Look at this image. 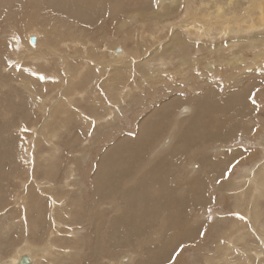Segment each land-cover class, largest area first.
Instances as JSON below:
<instances>
[{
  "label": "rangeland",
  "instance_id": "1",
  "mask_svg": "<svg viewBox=\"0 0 264 264\" xmlns=\"http://www.w3.org/2000/svg\"><path fill=\"white\" fill-rule=\"evenodd\" d=\"M147 1L0 0V264L35 249L31 256L42 258L36 264H264V190L262 195L253 194L247 183L242 185L244 197L227 190L242 170L264 163V31L229 33L222 41L189 39L181 25L188 3L214 16L221 6L234 19L247 10L249 0H158L166 3L163 9L157 0L153 8H144ZM96 2L100 9L92 7ZM150 12L154 18L144 19ZM186 15L190 21L202 16ZM166 23L179 26L172 31L174 36ZM31 35L39 37L38 48L30 43ZM248 63L258 74L250 71L245 79L240 72ZM230 87L232 93L225 95L229 98H223L220 91L225 94ZM257 88V116L245 112L241 119L237 90L247 89L252 111ZM233 106L235 113L228 116ZM113 107L114 113L107 117ZM211 108L215 113H209ZM211 115L222 125L233 122L232 133L224 142L198 144L196 155L178 151L181 161L176 164L171 151L178 143L177 133L185 128L180 124ZM152 120L164 122L161 134L149 133ZM236 150H242L237 157L251 155L245 162L225 158L221 165L220 152L228 155ZM126 154L134 158L132 167L113 175ZM159 163L167 165L162 174L178 185L200 177L207 200H200L199 206L186 201L181 212L175 191L163 198L166 193H160L158 186L144 185L147 190L138 194L141 186L136 189L134 176ZM113 177L118 180L113 200L104 203V195H111L105 185ZM195 195L199 194L189 193ZM130 197L137 199L132 202ZM109 216L114 228L121 218L129 221L123 224L125 240L114 235ZM54 219L60 225L56 229ZM76 238L81 246H73ZM53 246L61 252H44Z\"/></svg>",
  "mask_w": 264,
  "mask_h": 264
},
{
  "label": "bare ground",
  "instance_id": "2",
  "mask_svg": "<svg viewBox=\"0 0 264 264\" xmlns=\"http://www.w3.org/2000/svg\"><path fill=\"white\" fill-rule=\"evenodd\" d=\"M62 1V0H61ZM170 1V0H169ZM168 1V2H169ZM173 1V0H172ZM172 1L171 2H169V4H171L172 3ZM155 2V0H148L147 2H145L144 4H143V6H144V8H153L152 7V5H153V3ZM167 2V3H168ZM228 2H230V1H228ZM157 3H158V0H157ZM23 4H25V3H23ZM85 4V3H84ZM83 4V5H84ZM164 4H166L164 1H161V2H159L158 3V5H160V9H163V6H164ZM230 4V3H229ZM249 5H248V8H247V10L246 11H243L242 12V14H241V16H240V18H234V19H231L232 17H229V16H227V14H225V13H223V11H222V8H221V6L220 7H216V15L214 16V13H210V12H208L206 9H204V7H199V6H194L193 5V2H191V3H188L187 5H186V11H185V16L183 15L182 17H183V22L181 23V25H183V26H185V28H184V34L189 38V39H191V37H193V38H195V39H197V40H203L204 42H206L207 40H216V41H219V40H221L222 41V39L226 36V34H229V33H240V32H242V33H244V34H250V33H254V31H259V30H263L264 31V0H249V3H248ZM204 5V4H203ZM227 5V4H226ZM14 6V5H13ZM76 6V5H75ZM206 6V5H205ZM20 7V6H19ZM77 7V6H76ZM92 7H94L95 8V10L96 9H100L99 7H100V4L98 3V2H96L95 4H92ZM165 7V6H164ZM13 8V7H12ZM80 8V7H79ZM82 9H83V7H82ZM86 9V8H85ZM93 8H91V10H90V13H91V11H93L92 10ZM71 10H72V8H71ZM231 10V9H230ZM234 10V9H233ZM10 11V10H9ZM86 11V10H85ZM89 11V10H88ZM98 11H100V10H98ZM78 12V11H77ZM95 12V11H94ZM188 12H191L192 13V15H194V17L195 16H198V15H202V16H199V17H197L194 21H190V20H188L187 19V16L188 15H186ZM72 13H74V12H72ZM84 13V12H83ZM98 13V12H97ZM101 13V12H100ZM159 13V12H158ZM85 14V13H84ZM92 14V13H91ZM157 14V13H156ZM98 15V14H97ZM100 15V14H99ZM101 15H102V13H101ZM145 17H143L144 19H149V18H151V17H153V16H155V13L154 12H150V13H145ZM160 15V14H159ZM240 15V14H239ZM77 16V15H76ZM89 16V15H88ZM87 16V17H88ZM79 17H82V16H79ZM212 17V18H211ZM221 17H226L225 19H221ZM234 17V16H233ZM154 18V17H153ZM152 18V19H153ZM91 19V18H90ZM90 19H88L89 21H90ZM191 19H193V18H191ZM146 21V20H145ZM158 22H159V20H158ZM157 22V23H158ZM171 22V21H170ZM167 25H168V28H167V32H169V33H171V35L172 36H174L175 35V33H173L172 31L175 29V28H178V27H176V25L175 24H171V25H169L168 23H166ZM154 27H159V25L157 24L156 26H154ZM166 27V26H165ZM158 30V35H159V33L161 32V29L159 28V29H157ZM162 30H164V29H162ZM155 32H157L156 31V29H155ZM31 36H33V38L31 37ZM31 36H29V37H31L32 39H30V41L31 40H33V43H35V44H33L34 46H33V48H35V47H39V44H40V42H39V37L37 36V35H31ZM178 35L176 34V36L175 37H173L172 39H174V38H176ZM180 36V35H179ZM235 36V35H234ZM181 37V36H180ZM29 39V38H28ZM27 39V40H28ZM179 39V38H178ZM152 40H154V38L152 39ZM231 39H228V41H230ZM184 41V40H183ZM182 41V42H183ZM187 41V40H186ZM181 41H180V44L182 43ZM164 43V42H163ZM184 43V42H183ZM262 43V42H261ZM162 44V43H161ZM186 45H188V42H186L185 43ZM7 46V45H6ZM27 46V45H26ZM159 46V45H158ZM167 46V45H166ZM192 46H194V45H192ZM202 46V45H201ZM48 47V46H47ZM250 47V46H249ZM156 48V47H155ZM160 48V47H159ZM198 48H200V47H198ZM197 48V49H198ZM228 48H229V46H228ZM253 48V47H252ZM23 49V48H22ZM29 49V48H28ZM50 49V48H49ZM53 49V48H52ZM166 49V48H165ZM164 49V50H165ZM171 49H173V47L171 48ZM186 49V48H185ZM24 50V49H23ZM22 50V51H23ZM34 50V49H33ZM33 50H32V47H31V49L30 50H28L29 51V53L31 52H33ZM38 50V49H37ZM44 50V49H43ZM48 50V49H47ZM153 50V49H152ZM174 50V49H173ZM178 50V49H177ZM179 50H182V49H179ZM178 50V51H179ZM24 51H26V50H24ZM23 51V52H24ZM50 51V50H49ZM48 51V52H49ZM54 51H57V49L56 50H54ZM36 52V51H35ZM40 52V51H39ZM53 52V51H52ZM155 52V50L153 51V52H151L150 54H152V53H154ZM158 52V51H157ZM161 52H163L162 51V49H161ZM172 52V51H171ZM41 53V52H40ZM54 53V52H53ZM56 53V52H55ZM187 53V52H186ZM189 53V52H188ZM187 53V54H188ZM37 55L36 56H38V53H36ZM57 54V53H56ZM113 53H111V55H112ZM119 54V53H118ZM156 54V53H155ZM165 54V53H164ZM39 56H40V54H39ZM45 56V55H44ZM43 56V57H44ZM48 56V55H47ZM120 56H123V52H121V54H119V57ZM31 57V56H30ZM46 57V56H45ZM45 57H44V59H45ZM27 58L29 59V57L27 56ZM34 58V57H33ZM38 58H40V57H37V59ZM165 58H167V57H165ZM35 59H36V57H35ZM36 59V60H37ZM39 60V59H38ZM135 60V59H134ZM165 60V59H164ZM25 61V60H24ZM28 61V60H27ZM131 61H132V59H131ZM166 62V61H165ZM132 63V62H131ZM134 63V62H133ZM160 64H161V66H163V63H161L160 62ZM166 64V63H165ZM194 65V64H193ZM27 66V65H26ZM105 66V65H104ZM107 66V65H106ZM105 66V67H106ZM111 66V65H110ZM36 69V68H35ZM109 69V68H108ZM156 69V68H155ZM149 70V69H148ZM159 70V69H158ZM263 70H264V68H263ZM160 71H162V70H160ZM250 71H251V73L252 72H254V73H256V74H258L257 72H258V70L256 69L255 71H253V70H251V68H250V65H249V63L248 64H246L245 66H243V69H242V71L240 72V77H244L245 79H247V77L248 76H250ZM262 70H260V72H261ZM69 72V71H68ZM81 72V71H80ZM156 72H159V71H156ZM72 73V72H71ZM160 73V72H159ZM163 74V73H162ZM16 75V74H15ZM73 75V74H72ZM106 75V74H105ZM74 76V75H73ZM104 76V75H103ZM157 76H159V74L157 75ZM83 77V76H82ZM86 77V76H85ZM105 77H107V76H105ZM253 77V76H252ZM29 78V77H28ZM81 78V77H80ZM103 80H105L104 78H103ZM159 80V79H158ZM18 81V80H17ZM79 81V80H78ZM107 81V80H106ZM106 81H104V82H106ZM167 81V80H166ZM187 81V80H186ZM22 82V81H21ZM25 82V81H24ZM104 82H102V83H104ZM108 82V81H107ZM23 83V82H22ZM29 83V82H28ZM109 83V82H108ZM106 84V83H105ZM156 84V83H155ZM74 85V84H73ZM108 85H110V84H108ZM154 85V84H153ZM109 87V86H108ZM29 88V87H28ZM248 88V87H247ZM69 90V89H68ZM232 91H233V88L232 87H230V89L228 90V91H226V93L225 94H223L222 93V90L220 91L221 92V94H222V96H223V98H225V99H228L229 97H226L227 96V94H231L232 93ZM207 93H210V92H207ZM95 95V94H94ZM226 95V96H225ZM236 99H238V103H237V108H239L240 109V118L241 119H243V113L245 114V112H249V113H251L252 114V112L253 113H255V112H258V109H259V107H260V103L257 101V98H258V96H259V89L257 88L256 89V92H255V94H254V99L256 98V100H255V104H256V108L254 109V110H250V99H251V95H249V92L247 91V89L246 90H237V92H236ZM212 96H213V94H212ZM211 96V97H212ZM230 96V95H229ZM178 97V96H177ZM210 97V96H209ZM208 97V98H209ZM210 97V98H211ZM69 99V98H68ZM212 106H215L214 104L212 105ZM222 106V105H221ZM236 106H233V107H231L228 111L229 112H233V113H229L228 114V116H231L232 114H234L235 113V107ZM207 107V106H206ZM59 108V107H58ZM118 109V108H117ZM242 109H244V110H242ZM261 109V108H260ZM75 110V109H74ZM167 110L169 111V113L172 111V108L171 107H168L167 108ZM182 111H183V108L181 109ZM187 110V109H186ZM73 111V110H72ZM113 111H115V107H113V108H110L106 113H107V117H108V115H109V117L112 115V113H114ZM195 111V110H194ZM212 112H214V110H213V108H211V109H209V113H211L212 114ZM221 112H223V110L221 111ZM168 113V114H169ZM215 113V112H214ZM167 114V115H168ZM118 115V114H117ZM161 115V114H160ZM217 115V114H216ZM216 115H214L213 117H212V115H211V119H206V118H202L201 116L199 117V116H197V117H194V119H192V118H189V120H185V121H183L181 124H180V127L181 128H183V126H185V128H183V132L182 131H180V133H177V135H178V143H177V145L174 147V145L172 146V147H174V149L171 151V153L173 154V156L174 157H176L175 159H174V161L176 162V164L178 163V161H179V154L181 153V154H186L187 152H193V154H195L194 152V150L195 149H197V145L198 144H205V145H211L212 143H214L215 141H219V142H224V141H226V137L228 136V135H230L231 133H232V129L234 128V127H232L233 126V122H230L229 124H226V125H222V124H220L221 122L220 121H218L217 122V119L215 118V116ZM256 115V113L255 114H253L252 116H255ZM192 116V115H191ZM257 116V115H256ZM246 117V116H245ZM166 117L165 116H162V118H160L159 116H156V119H165ZM208 118V117H207ZM215 118V119H214ZM258 118V117H257ZM257 118H254V119H257ZM253 119V118H252ZM259 119V118H258ZM258 120H256L255 122L256 123H258L257 122ZM151 124H153V126H149L150 127V131H149V133L152 131L153 133H154V135H156V133L157 134H161V131H163L164 129H165V124H164V122H162V121H159V122H157L156 120H152V123ZM150 124V125H151ZM178 124V125H179ZM138 125V124H137ZM256 125V124H255ZM260 125V124H259ZM261 126V125H260ZM217 127H221L219 130H213L214 128H217ZM256 127H258L257 129H259V126H257L256 125ZM44 128V127H43ZM253 131L255 130V129H252ZM151 132V133H152ZM152 135V134H151ZM180 135V136H179ZM157 137V136H156ZM158 137H159V135H158ZM179 137H180V140H179ZM164 138V137H163ZM171 139V138H170ZM170 139H168V140H166V142L167 141H170ZM176 138L174 137V140H175ZM149 144V143H148ZM161 144V143H160ZM147 147V146H146ZM171 147V148H172ZM220 147H218V149H219ZM30 149V148H29ZM138 149L140 150V151H142L141 150V148L138 146ZM193 150V151H192ZM178 151H180V153L178 152ZM221 151V150H220ZM219 151V152H220ZM240 153V152H242V150H236L235 152H233L232 154H228L227 155V153H225V152H220V153H222L221 154V157L219 156V159L220 158H222V159H220V160H218V161H220V163L221 162H223L221 165H223L225 162L223 161L225 158H227V161L231 158V157H233V159L234 158H239L238 160V162H245L246 161V159L247 158H249L250 157V155H251V153H249V155H248V153L247 154H244V156H242V157H237V153ZM127 153V152H126ZM144 154V153H143ZM196 154H198L197 152H196ZM195 154V155H196ZM48 155V154H47ZM188 155H189V153H188ZM49 156V155H48ZM124 156H126L124 159H121V160H119V166H120V168L119 167H117V166H115L114 165V169H118L119 168V170L118 171H114V173H113V175H117V173L119 174V173H122L123 172V169L125 168V167H132V166H129L130 164H132L133 163V161H134V158L133 159H128V154H126V155H124ZM194 156V155H193ZM192 156V157H193ZM132 157V156H131ZM83 158V157H82ZM197 157H195V159H194V161L195 160H197L196 159ZM264 158V157H263ZM50 159H51V157H50ZM113 159V158H112ZM181 161V160H180ZM179 161V162H180ZM198 161V160H197ZM196 161V162H197ZM51 162H52V160H51ZM113 162V161H112ZM139 162V161H138ZM196 162L194 163V167H197L198 168V165L196 164ZM216 162V161H215ZM96 163V162H95ZM103 163V162H102ZM198 163V162H197ZM201 163V162H200ZM199 163V164H200ZM206 163V162H205ZM219 163V162H218ZM219 163V164H220ZM235 163V162H234ZM233 163V164H234ZM100 164V163H99ZM114 164V163H113ZM135 164L136 163H134V167H135ZM238 164V163H237ZM240 164V163H239ZM104 165V164H103ZM110 165V164H109ZM139 165H141V164H139ZM205 165H208V163L207 164H205ZM210 165V164H209ZM215 165H216V163H215ZM259 165H262V168H261V170L260 171H258L257 172V170H254L253 172H252V170H253V168H255V167H259ZM235 166V165H234ZM105 167V166H104ZM107 167V166H106ZM111 167V166H110ZM137 167V166H136ZM141 167V166H140ZM205 167V166H204ZM233 167V166H232ZM108 168V167H107ZM200 168V167H199ZM96 169V168H95ZM137 169V168H136ZM138 169H140V168H138ZM164 169H167V165L166 166H163V165H161L160 163L158 164V165H156V166H153L152 167V169L150 168L149 169V171H146L147 173H143V175H141L140 177H135L134 176V179H135V185L134 186H136V189H137V187H140L141 186V188H138L139 190L140 189H143V191L144 190H147V189H145V188H142V186H144V185H149V186H158L159 187V189H160V193H161V190L162 191H164L166 194L165 195H163V198H166V197H168L169 196V194H170V192L171 191H175V197L178 199V201H179V203H180V206L179 207H181V209H180V211L182 212V209H184V208H182V206H184L185 205V203H186V201H189L190 200V202H197L198 203V206L199 205H201V204H199L200 203V200H202V201H206L207 200V198H206V195H202L203 194V192H202V186H201V184L202 183H200V177H192L193 178V180L191 179V178H188V180L186 181V177L184 178L185 180L184 181H186V183L185 184H181V185H178L179 183H177L176 181V179H170V178H172V177H166V176H164L162 173H163V171H164ZM231 168H229L228 170H227V172L225 173V177H227L228 175V172H229V170H230ZM258 169V168H257ZM128 170V169H127ZM90 171V170H89ZM95 171V170H94ZM103 171V170H102ZM126 171V170H125ZM143 171V170H142ZM172 171V170H171ZM243 171V174L240 176L239 175V173H238V176L237 177H234L233 179H232V181H230V183H229V187L230 188H228L227 190H229V191H232V192H234L235 194H240V196H242V197H244L245 196V192H244V189L242 188V185L243 184H245V183H247L248 185H250L251 187H252V192H253V194H257V195H259V194H261L262 195V191L264 190V163H260V164H256V165H254V166H252V167H249V168H247V169H244V170H242ZM242 171H241V173H242ZM71 172V175H73L72 174V170L70 171ZM92 172V171H91ZM106 172V171H105ZM128 172L130 173V171L128 170ZM127 172V173H128ZM132 172V171H131ZM220 172V171H219ZM251 172L253 173V175L251 176ZM98 173V172H97ZM96 173V174H97ZM127 174L128 176H131V175H133V174ZM123 174H124V172H123ZM134 174H136V172L134 173ZM140 174V173H139ZM138 174V175H139ZM93 175V174H92ZM101 175V174H100ZM103 175V174H102ZM97 176V175H96ZM110 176V175H109ZM104 177V176H103ZM129 178H131V177H129ZM128 178V179H129ZM91 179V178H90ZM105 179H106V177H105ZM108 179V178H107ZM125 179H127V178H125ZM189 179H191V180H189ZM73 180H74V178H73ZM200 180V181H199ZM109 182H107V184L105 185L106 187H108L110 190V192H111V195H104L105 196V198L106 199H104L103 201H104V203H105V200H109V202L111 203V199L113 198V195H112V192H114V191H116V185H117V181L118 180H116V179H114V177L112 178V179H110V180H108ZM99 182V181H98ZM179 182V181H178ZM202 182V181H201ZM104 183V182H103ZM66 184H67V182H66ZM105 184V183H104ZM65 185V184H64ZM104 186V185H103ZM122 186V185H121ZM244 186V185H243ZM66 187V186H65ZM100 187V186H99ZM123 187V186H122ZM244 187H246V186H244ZM148 188V187H147ZM183 188H184V190H183ZM60 189V188H59ZM137 189V190H138ZM127 190V189H126ZM125 190V191H126ZM181 191V192H183V194L184 195H187L188 196V198L186 197V196H183L182 194H181V192H178V191ZM183 190V191H182ZM108 191V190H107ZM108 191V192H109ZM133 191V190H132ZM192 191H194V192H196V193H198L199 195H195V197H192V196H189V193H191ZM131 192V191H130ZM134 192V191H133ZM140 193H138V194H141V190L139 191ZM116 193V192H115ZM142 193H145V192H142ZM146 193H147V191H146ZM169 193V194H168ZM94 194V193H93ZM155 194V193H154ZM162 194H164V193H162ZM173 194V193H172ZM252 194V193H251ZM115 195V194H114ZM145 195V194H144ZM158 195V194H157ZM30 196H32V195H30ZM87 196V195H86ZM126 196V195H125ZM131 196H133V195H131ZM146 196V195H145ZM144 196V197H145ZM159 196H160V194H159ZM205 196V197H204ZM16 197V196H15ZM27 197V196H26ZM148 197V196H147ZM95 197H93V199H94ZM142 198H143V196H142ZM141 198V199H142ZM161 198V201H164V199L162 200V197H160ZM196 199V200H194L193 201V199ZM199 198V199H198ZM206 198V200H203V199H205ZM135 199V198H134ZM134 199H133V201H134ZM137 199V198H136ZM135 199V200H136ZM148 199V198H147ZM145 200L146 202L148 201V200ZM158 199V201H160L159 200V198H157ZM253 199H254V196H252V195H250V202H252L253 201ZM95 200V199H94ZM113 200V199H112ZM140 200V199H139ZM156 200V199H155ZM127 202H129V199H127L126 200ZM130 201H132L131 200V197H130ZM132 201V202H133ZM141 201V200H140ZM157 201V200H156ZM136 202V201H135ZM152 203L154 202V200H152L151 201ZM58 205H59V203L58 202H56ZM77 203V202H76ZM149 203V202H148ZM155 203V202H154ZM153 203V204H154ZM157 203V202H156ZM164 203V202H163ZM68 204V203H67ZM122 204H123V202H122ZM153 204H151V205H153ZM161 204V203H160ZM166 204V203H165ZM164 204V205H165ZM170 204V203H169ZM22 205V204H21ZM71 205V204H70ZM100 205V204H99ZM103 205V204H102ZM108 205H110V204H108ZM126 205V204H125ZM145 205V204H144ZM150 205V206H151ZM174 205H176V204H174ZM194 205V204H193ZM196 205V204H195ZM194 205V206H195ZM94 206V205H93ZM133 206H134V204H133ZM141 206V205H140ZM150 206H144V209H146V208H148L149 207V209H152L153 207H154V205H153V207L152 208H150ZM162 206V205H161ZM161 206H159L160 208H161ZM172 206V205H171ZM57 207V206H56ZM74 207V206H73ZM117 207V206H116ZM124 207V206H123ZM155 207H156V204H155ZM159 207H157V209H158V211L159 210H162V209H159ZM166 207V206H165ZM168 207V206H167ZM178 207V208H179ZM187 208H189V206L187 207ZM190 208H191V206H190ZM190 208L188 209V210H190ZM209 208V207H208ZM138 209H140V208H138ZM149 209H147V210H149ZM154 209V208H153ZM167 209V208H166ZM239 209L240 210H242V208L241 207H239ZM65 210V209H64ZM63 210V211H64ZM72 210V209H71ZM92 210H93V208H92ZM124 210H126V209H124ZM128 210V209H127ZM94 211V210H93ZM129 212L131 211V210H128ZM140 211H141V209H140ZM152 211V210H151ZM155 212H158V211H156V209L154 210ZM180 211H178L179 213H181ZM170 212H172V211H170ZM183 212H185V211H183ZM69 212L67 211V214H68ZM123 213V209H120V211H119V213H118V215H120V214H122ZM124 213L126 214V212L124 211ZM144 213V212H143ZM177 213V212H176ZM178 213V214H179ZM96 214V213H95ZM249 214V213H248ZM72 215V214H71ZM177 215V214H176ZM50 216V215H49ZM54 216V215H53ZM52 216V218H54ZM69 216V215H68ZM121 216V215H120ZM126 216V215H125ZM143 216V215H142ZM175 216V215H174ZM186 216V215H185ZM110 217L111 216H109V219H110ZM123 217V216H122ZM147 217V216H146ZM172 216H170L169 218H171ZM51 218V219H52ZM107 218V217H106ZM112 219H110L111 220V223L109 224L110 226H111V230L115 233L114 235H119L118 237L120 238V237H122V238H124V237H127V236H124V235H122V229H124L123 228V224H124V222H129V221H127V220H119V224H116L115 225V228L112 226V222H113V217H111ZM148 218V217H147ZM158 218V217H157ZM168 218V219H169ZM172 218H174V217H172ZM185 218H187V217H185ZM72 219V218H71ZM90 219V218H89ZM105 219V218H104ZM123 219H125V218H123ZM128 219V218H127ZM166 219V218H165ZM167 219V220H168ZM176 219V218H175ZM180 219V218H179ZM21 220V219H20ZM24 220V219H23ZM43 220V219H42ZM49 220V219H48ZM53 222H54V224H55V229H56V227H59L60 225L59 224H57L58 223V221H56L55 219L53 220ZM109 222V221H108ZM152 222H154V221H152ZM171 222H172V220H171ZM174 222V221H173ZM172 222V223H173ZM177 222V221H176ZM261 222V221H260ZM12 223V222H11ZM66 223V222H65ZM68 223V222H67ZM71 223V222H70ZM88 223V222H87ZM104 223V222H103ZM105 223H106V221H105ZM170 222L168 221V224H169ZM181 223V222H180ZM262 223V222H261ZM17 224V223H16ZM73 224V223H72ZM179 224V223H178ZM105 225V224H104ZM109 225H107L108 226V228H109ZM127 225H129V224H127ZM131 225V224H130ZM170 225V224H169ZM183 225V224H182ZM187 225H188V223H187ZM180 226V225H179ZM54 227V226H53ZM125 227V226H124ZM134 227V228H133ZM131 226V229H132V231H134L135 233H137L136 231V226ZM161 227V226H160ZM170 227V226H169ZM182 227V226H181ZM183 227H186L185 225H183ZM200 227V226H199ZM44 228V227H43ZM188 228V227H187ZM191 228V227H190ZM35 229V228H34ZM52 229V228H51ZM127 229V228H126ZM152 229V228H151ZM185 229V228H184ZM189 229V228H188ZM188 229H186V230H188ZM106 231H107V229H105ZM108 230H110V228L108 229ZM261 230V229H260ZM189 231V230H188ZM108 232V231H107ZM106 232V233H107ZM111 232V231H110ZM131 232V231H130ZM83 233V232H82ZM124 233H125V230H124ZM129 230H127V232H126V235H128L129 236ZM190 233V232H189ZM193 233H195V232H193ZM78 234V233H77ZM109 234V233H108ZM111 235H113L112 233H110ZM131 234V233H130ZM182 234V233H181ZM180 234V235H181ZM191 234V233H190ZM54 235V234H53ZM122 235V236H121ZM132 235V234H131ZM235 235H237V234H235ZM58 236V235H57ZM258 236V235H257ZM59 237V236H58ZM79 238V237H78ZM175 238V237H174ZM238 238V237H237ZM88 239V238H87ZM130 239V238H129ZM176 239V238H175ZM240 239H242V238H240ZM63 240H65V239H63ZM106 240V239H105ZM119 240V239H118ZM117 240V241H118ZM123 240H125V238L123 239ZM122 240V241H123ZM177 240H178V238H177ZM180 240V239H179ZM190 240V239H189ZM50 242H51V239L49 240ZM48 241V242H49ZM61 241H62V239H61ZM66 241V240H65ZM79 241V240H78ZM116 241V240H115ZM49 242V243H50ZM55 242V241H54ZM67 242V241H66ZM41 243V242H40ZM39 243V244H40ZM59 243H61V242H59ZM177 243V242H176ZM62 244V243H61ZM65 244V243H64ZM112 244V243H111ZM81 246L82 245V243H79V244H77V238L75 239V245L73 244V246ZM113 245V244H112ZM116 245H117V242H116ZM128 245V244H127ZM109 246V245H108ZM111 246V245H110ZM88 247H89V245H88ZM126 247V246H125ZM128 247V246H127ZM34 247H32V249H33ZM47 248V247H46ZM112 248V247H111ZM79 249V248H78ZM45 250V249H44ZM60 249L58 248V247H48V249H46L44 252H48V251H50V252H52V254H57L56 252H61V251H59ZM123 250V249H122ZM215 250V249H214ZM28 251H31V253H29ZM28 251H26V254H23V255H25V256H27L31 261V264H36L40 259H42L41 257H37V258H33L31 255H33V254H35L36 252H37V250L35 249V250H28ZM213 251V250H212ZM246 251V250H245ZM28 252V253H27ZM41 252H43V251H41ZM215 252V251H214ZM17 253H20V252H18L17 251ZM71 253H72V250H71ZM49 254V253H48ZM80 255V254H79ZM150 255V254H149ZM260 255V254H259ZM20 256H22V255H19L18 257H16V258H14V257H12L11 259L9 258V260L7 261V263L6 264H17L18 263V260H19V258H20ZM43 257V256H42ZM54 257V256H53ZM259 257V256H258ZM57 259H58V257H56ZM253 258V257H252ZM128 259V258H127ZM126 260V259H125ZM152 260V259H151ZM255 260V259H254ZM60 261H63V260H61L60 259ZM147 261V260H146ZM64 262V261H63ZM62 262V263H63ZM51 263V262H50ZM237 263V262H236ZM139 264H142V262L141 263H139Z\"/></svg>",
  "mask_w": 264,
  "mask_h": 264
},
{
  "label": "water",
  "instance_id": "3",
  "mask_svg": "<svg viewBox=\"0 0 264 264\" xmlns=\"http://www.w3.org/2000/svg\"><path fill=\"white\" fill-rule=\"evenodd\" d=\"M30 43L33 44V40H31ZM30 261L31 260L27 256L22 255V256H20L17 264H31Z\"/></svg>",
  "mask_w": 264,
  "mask_h": 264
}]
</instances>
